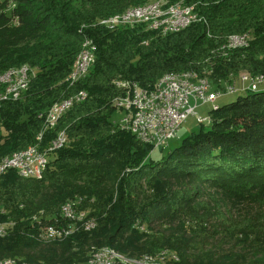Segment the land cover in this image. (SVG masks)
<instances>
[{
  "label": "trees",
  "instance_id": "trees-1",
  "mask_svg": "<svg viewBox=\"0 0 264 264\" xmlns=\"http://www.w3.org/2000/svg\"><path fill=\"white\" fill-rule=\"evenodd\" d=\"M8 1L17 5L11 15L4 12ZM152 1L0 5V74L25 65L36 71L24 98L0 105V162L37 144L46 150L60 132L67 138L49 154L41 180L16 171L0 176V219L15 223L0 237V259L87 264L109 248L130 261L264 264V90L210 111L209 125L199 124L158 161L150 157L153 147L114 123L116 81L152 89L163 75L184 71L213 84L241 73L264 77V0H167L193 6L206 22L165 36L143 25L111 31L98 23ZM244 34L248 47L228 46L231 36ZM85 40H93L96 60L70 85L66 78ZM79 92L87 97L39 143L40 116ZM68 201L95 227L40 240L37 221L56 224Z\"/></svg>",
  "mask_w": 264,
  "mask_h": 264
},
{
  "label": "bare ground",
  "instance_id": "bare-ground-1",
  "mask_svg": "<svg viewBox=\"0 0 264 264\" xmlns=\"http://www.w3.org/2000/svg\"><path fill=\"white\" fill-rule=\"evenodd\" d=\"M159 4H161V6L152 12V9H154ZM143 12L149 13V15H142ZM193 14H195V16H193ZM133 16H135L134 19H132ZM189 16H192V19L189 20ZM200 18L201 17L195 11V8L193 6H185L181 2H175L171 4V3H168L167 0H155L149 4L129 8L122 13H118L113 16L101 19L98 23L101 26H104L109 30H115V29L120 28V26H106V25L107 24H126L127 20L131 19V25H130L131 27L143 25L145 29L165 36V35L172 34V33H178L188 28L192 24L200 22ZM178 21H180L181 24H178ZM247 35L248 34L230 37L228 41L229 42L228 46L233 49L234 48L236 49V47H248L247 45L250 42L249 41L250 38H246ZM92 53H93V58L89 59V64H84L85 54H92ZM95 53H96V46L93 44V42L90 40H85L82 44L80 52L78 53L74 61L72 70L70 74L68 75L66 82H68L70 85H74L73 81L75 77V71H80L79 79L85 78V76L88 74L94 62ZM28 69H31V67L29 68L27 66H23L20 68L10 69L4 72L3 74H0V80H3L5 75H10V79H17L18 77H24L25 70H28ZM252 75L249 73H243V74L241 73L237 77V79L235 78L232 80L253 79L256 81H263V84H264V77L262 76L254 77ZM205 80L207 81V87H222L223 86V83L213 84L206 78H199V76H197L196 74H193V72L189 73L185 71L183 73L182 72L181 73H167L163 75L158 81V83L156 84V86L152 89H144V88L142 89L138 84L132 83L130 81H126V86H125V80L116 81L115 84L117 88L122 91V94L124 92V94L115 101L114 106L115 108H117L119 105H122L124 101L127 100V98H129V96H131L130 88L137 89V91L151 92L152 94H159V90L161 88L184 87V88H190V90L203 91V89L205 88ZM0 87L2 89L0 92V99H3V97H5L6 95L13 93V88L15 87V80L2 81L0 82ZM29 87L30 86H26V92H22L21 94H19L17 101L25 97ZM257 91L258 90H252L250 92H257ZM85 96L86 94L84 92H79L75 96L62 100L61 102H58L53 107H51L48 111L50 110L60 111L63 107L64 108L61 113V116H54V123L56 124H54L52 127L51 125H44V129L42 133L38 136L37 141L40 143L42 140H45L43 139L45 132L56 129L61 118L65 115V113L68 112V110L74 105V103L81 102L82 100H84ZM73 98H74L73 104H66V103L71 102ZM218 108H219V105L214 106L211 111H215ZM36 146H39V144L30 146L22 151L16 152L13 155L3 159L0 162V176L5 175L9 171H16L20 177L25 178V179H31V173H28L25 170V167L15 166V164L17 162V157H23L24 155H27L30 151L35 150ZM56 146H58V138H54L51 141V144L48 147V151H56ZM36 156H43V150L36 149ZM43 176H44L43 172L32 173V179L41 180ZM62 212L80 213V215L83 216V218L71 219V225H63V233H58V232L44 233V232L38 231L37 235L40 240L45 241V242L58 241V240H62L63 238H67L71 236L73 232H75V230H77L78 228H82L88 231L95 227V222L91 219H88L87 214L85 212H82L76 209L74 204L70 201L66 202L61 208V217H62ZM14 226H15V223L13 221H9V220L3 221L0 219V237L7 235L8 232ZM103 256H108L112 260H119V262H121L122 264H149L148 261H154L150 258H145L143 261H136V260L130 261L126 256L120 254L119 252L113 249L102 248L91 256L87 264H95L97 261H103ZM173 260L178 262L176 256H173ZM0 264H20V263L18 260L13 259V258H3V259H0Z\"/></svg>",
  "mask_w": 264,
  "mask_h": 264
},
{
  "label": "built area",
  "instance_id": "built-area-1",
  "mask_svg": "<svg viewBox=\"0 0 264 264\" xmlns=\"http://www.w3.org/2000/svg\"><path fill=\"white\" fill-rule=\"evenodd\" d=\"M161 4L152 9V12L160 7ZM142 15H149L144 13ZM195 16V14H193ZM135 16L132 17L134 19ZM192 16H189V20ZM203 18H200L202 22ZM178 24H181L178 21ZM131 25V19H128L126 24H107L106 26H120V28ZM176 27V26H175ZM174 28V27H173ZM246 38H250L247 35ZM93 58L92 54H85V63L89 64V59ZM83 64V65H84ZM82 65V66H83ZM82 68V67H81ZM79 72L75 71L73 84L77 83L79 79ZM35 77L32 69L25 70L24 77L17 79H10V75H5L2 81L15 80V87L13 93H10L0 99V105L4 102H17L19 94L26 92V86L30 85V81ZM245 84H248L246 86ZM263 81H256L253 79L231 80L223 82L222 87H207L205 80V88L203 91L190 90V88H161L159 94H152L151 92L137 91L131 89V96L119 105L117 112L123 113V116L115 125L127 132H130L140 142L150 145L153 149H163L168 143L183 135L184 130L182 126L190 116H195L198 123H210V117H201L196 113V110L203 105L217 106V101L227 95H236L238 93H250L252 90H259V85ZM126 86V81H125ZM74 98L71 102L66 104H73ZM65 104V105H66ZM64 108V107H63ZM63 108L60 111H47L43 117L44 125L56 124L54 123V116H61ZM55 138H58V146L56 151L63 148L67 143L66 134L59 133ZM36 149H41L36 146ZM36 149L30 151L23 157H17L15 166L25 167L28 173L46 172L49 160V154L54 151L43 150V156H36ZM83 216L80 213H66L62 212L61 220L56 221V224H49L43 221H37V231L39 232H58L63 233V225H71V219H80ZM143 229V226H140ZM95 264H122L119 260H112L108 256H103V261H97Z\"/></svg>",
  "mask_w": 264,
  "mask_h": 264
},
{
  "label": "rangeland",
  "instance_id": "rangeland-1",
  "mask_svg": "<svg viewBox=\"0 0 264 264\" xmlns=\"http://www.w3.org/2000/svg\"><path fill=\"white\" fill-rule=\"evenodd\" d=\"M4 1L5 0H0V5H2V4H4ZM153 1H155V0H153ZM152 1V2H153ZM184 1V0H183ZM177 2H180V1H177ZM151 3V2H150ZM182 3V2H181ZM147 4H149V3H147ZM183 5H185L184 3H183ZM140 6H142V5H140ZM185 6H187V5H185ZM135 7H138V6H135ZM16 8H17V5L15 4V3H12L11 1H8V3H7V6H6V9H4V12H5V14H8V15H11V13L14 11V10H16ZM130 8H133V7H130ZM129 9V8H128ZM201 18H203V17H201ZM204 19V18H203ZM99 22V21H98ZM202 22H206V20L204 19V21H202ZM197 23H200V22H197ZM97 24V23H96ZM112 31V30H111ZM233 36H240V35H233ZM232 37V36H231ZM91 40V39H90ZM93 41V40H92ZM250 41V40H249ZM82 44H83V42H82ZM82 44H81V46H82ZM247 46H249V44L247 45ZM237 48H242V47H236V49ZM81 49V48H80ZM235 49V48H234ZM80 52V51H79ZM77 57V56H76ZM76 59V58H75ZM95 60H96V53H95ZM75 61V60H74ZM95 64V63H94ZM25 66H27V65H25ZM94 66V65H93ZM92 66V67H93ZM21 67H23V66H21ZM27 67H29V66H27ZM20 68V67H19ZM30 68V67H29ZM32 69V68H31ZM92 69V68H91ZM90 69V70H91ZM89 70V71H90ZM32 71H33V73H35V76H36V71L34 70V69H32ZM89 73V72H88ZM243 74V73H242ZM33 78H35V77H33ZM68 78V77H67ZM66 78V79H67ZM237 79V78H236ZM82 80V79H81ZM32 81V80H31ZM31 81H30V84H31ZM137 84V83H136ZM116 85V84H115ZM246 86H248V84H245ZM30 86V85H29ZM117 87V86H116ZM30 88V87H29ZM28 88V89H29ZM143 89V88H142ZM120 90V89H119ZM262 90H264V84H260L259 85V90H258V92H260V91H262ZM121 91V90H120ZM85 93V92H84ZM86 94V93H85ZM123 94H124V92H123ZM122 91H121V95L120 96H118L116 99H115V101L119 98V97H121L122 95ZM244 94H246V93H238V94H236V95H227V96H224V97H222V98H220L218 101H217V104L218 105H220V106H225V105H229V104H231V103H233L234 101H236L237 100V98L238 97H240V96H244ZM87 96H85V98H86ZM115 101H114V104H115ZM115 107V106H114ZM212 110V105H203V106H201V107H199L197 110H196V113L199 115V116H201V117H205V118H208V117H210L209 116V112ZM123 116V113H121V112H116L115 113V115H114V122H118L120 119H121V117ZM211 121V120H210ZM211 123V122H210ZM210 123H207V124H204V126L206 127L207 125H209ZM199 124H202L203 125V123H198L197 122V119H196V117L195 116H190L188 119H187V121L184 123V125L182 126V130H184V133H183V135L181 136V137H179V138H176V139H173V140H171L169 143H168V145L165 147V148H163V149H155V150H153V152L151 153V159L153 160V161H158V160H160L161 158H163L164 156H166L167 155V153H169L170 151H172V150H174V149H176L177 147H179L180 146V144H181V140H182V138L183 137H185V136H187L188 134H190V133H194V132H197L198 130H199ZM44 126V125H43ZM79 211H82V212H85V213H87L86 211H84V210H81V209H79ZM63 239H65V238H63ZM59 241V240H58ZM151 259V258H150ZM152 260H154V261H148L149 262V264H162L161 263V261H159V260H157V259H152Z\"/></svg>",
  "mask_w": 264,
  "mask_h": 264
}]
</instances>
